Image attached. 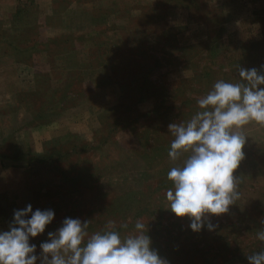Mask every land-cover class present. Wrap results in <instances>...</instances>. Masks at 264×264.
I'll return each mask as SVG.
<instances>
[{"label": "rangeland", "instance_id": "obj_1", "mask_svg": "<svg viewBox=\"0 0 264 264\" xmlns=\"http://www.w3.org/2000/svg\"><path fill=\"white\" fill-rule=\"evenodd\" d=\"M238 66L264 74V0H0V232L31 204L55 213L30 237L37 255L65 218L89 234L115 221L122 238L140 220L167 264H249L264 250V127L243 129L227 213L197 232L166 200L185 158L168 156L169 124Z\"/></svg>", "mask_w": 264, "mask_h": 264}, {"label": "clouds", "instance_id": "obj_2", "mask_svg": "<svg viewBox=\"0 0 264 264\" xmlns=\"http://www.w3.org/2000/svg\"><path fill=\"white\" fill-rule=\"evenodd\" d=\"M240 81L217 80L197 104V111L187 122L169 124L174 137L168 156L172 162L185 157L182 166H174L167 178L172 187L166 192L168 207L177 217H189L193 231H200L207 215L219 216L239 199V177L234 175L244 159L246 134L250 123L264 127V74L256 68L238 66ZM31 213L30 218L28 217ZM51 209L33 211L28 204L14 210L8 231L0 232V264H167L150 247L145 224L137 220L135 231L121 237L115 221L89 234L90 221L65 218L62 226L49 232L42 242L30 244L44 233L54 219ZM264 225V218L260 221ZM127 228L128 224L120 225ZM209 230L213 225L207 224ZM264 243V229L256 234ZM249 264H264V250L247 256Z\"/></svg>", "mask_w": 264, "mask_h": 264}, {"label": "trees", "instance_id": "obj_3", "mask_svg": "<svg viewBox=\"0 0 264 264\" xmlns=\"http://www.w3.org/2000/svg\"><path fill=\"white\" fill-rule=\"evenodd\" d=\"M29 2H30V0H29ZM20 11H21L20 9H16V14L19 15L20 14Z\"/></svg>", "mask_w": 264, "mask_h": 264}]
</instances>
